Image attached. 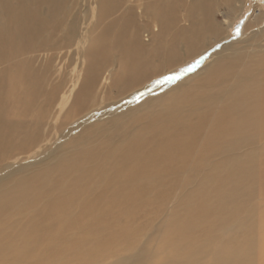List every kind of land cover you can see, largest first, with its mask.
<instances>
[{
	"label": "bare ground",
	"instance_id": "obj_1",
	"mask_svg": "<svg viewBox=\"0 0 264 264\" xmlns=\"http://www.w3.org/2000/svg\"><path fill=\"white\" fill-rule=\"evenodd\" d=\"M253 155L264 3L0 0V264L113 259L171 202L127 264H264Z\"/></svg>",
	"mask_w": 264,
	"mask_h": 264
},
{
	"label": "rangeland",
	"instance_id": "obj_2",
	"mask_svg": "<svg viewBox=\"0 0 264 264\" xmlns=\"http://www.w3.org/2000/svg\"><path fill=\"white\" fill-rule=\"evenodd\" d=\"M252 3L253 2H261L262 4L264 3V0H250ZM246 12V11H245ZM247 13V12H246ZM246 17V16H245ZM244 23V16L241 17L235 24L234 27L232 28L231 32H232V36L233 37H237L240 35V32L242 30L243 24ZM239 27L240 32L239 35L236 34V28ZM259 158H262L261 155H253L251 157L252 160L257 161ZM263 159V158H262ZM264 160V159H263ZM260 172V171H259ZM259 174V173H258ZM258 179V176L256 175V180ZM238 192H240V190H238ZM258 199V198H256ZM264 199V196H263ZM177 202V200H175ZM178 204L176 206V212L173 209V207L176 205V203L171 202L170 205H168V203H164V204H158L157 206H155V209L153 210L152 213L147 214V216H142L140 217L141 219H139L138 221L140 222H144L146 219L149 220L148 224H143L142 228L143 230L141 232H139L137 235L130 236L126 239H123L122 242V246L120 249V246L118 247V251L115 252L114 254V258H107L105 261H97L95 264H127L126 261L124 260V258L129 255L131 252L134 253L135 251L137 252V249L139 248V246H136V244L138 243V241L143 240L146 236H148L149 234L152 235L151 233L154 232V237L155 238L157 235L156 234V230L163 225H166L165 223L167 221H169L171 219V217L173 215L177 216L178 213ZM249 205L246 204V206L243 209H240L237 214L234 216L236 217L235 222L233 225H230L228 222L224 225L223 229H222V236L225 234H230L232 232L235 231L234 226H236L238 223L244 224L247 221V216H249L250 214H253L254 216H258L257 214H254L251 212V209L248 207ZM261 212V210H258V213ZM181 222V221H180ZM226 225H228V227H226ZM130 238V241L135 240L132 246H129L128 244V239ZM152 238V239H153ZM127 242H126V241ZM151 240V239H150ZM147 240V241H150ZM146 245V244H145ZM135 246V248H134ZM124 247H129L127 249H123ZM98 247H95L94 250H97ZM92 250V249H91ZM133 250V251H132ZM131 253V254H132ZM136 255V254H134Z\"/></svg>",
	"mask_w": 264,
	"mask_h": 264
},
{
	"label": "snow or ice",
	"instance_id": "obj_3",
	"mask_svg": "<svg viewBox=\"0 0 264 264\" xmlns=\"http://www.w3.org/2000/svg\"><path fill=\"white\" fill-rule=\"evenodd\" d=\"M235 31H236V34L239 35V32H240L239 27H237ZM197 63H199V61H197ZM176 79H178V77L172 76V75H168V76H165L164 77V79H163L162 82H168V83H170V82H172L173 80H176Z\"/></svg>",
	"mask_w": 264,
	"mask_h": 264
}]
</instances>
